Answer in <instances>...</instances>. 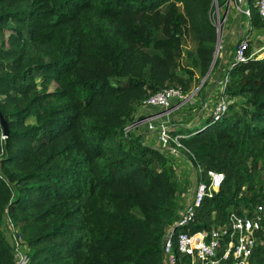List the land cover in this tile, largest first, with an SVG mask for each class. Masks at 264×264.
Wrapping results in <instances>:
<instances>
[{"label":"trees","instance_id":"obj_1","mask_svg":"<svg viewBox=\"0 0 264 264\" xmlns=\"http://www.w3.org/2000/svg\"><path fill=\"white\" fill-rule=\"evenodd\" d=\"M212 1L0 0L4 56L15 54L12 70L0 71V221L8 213L28 246L26 264L162 263L164 228L153 222L176 215L175 164L124 128L151 93L176 83L188 92L207 73L217 40ZM250 18L264 26L254 7ZM223 69L214 62L198 92L215 88ZM226 92L234 97L227 111L180 138L195 166L224 172L194 229L261 202L248 163L264 158V56L237 62ZM261 235L251 264H264ZM13 260L0 228V264Z\"/></svg>","mask_w":264,"mask_h":264},{"label":"built area","instance_id":"obj_2","mask_svg":"<svg viewBox=\"0 0 264 264\" xmlns=\"http://www.w3.org/2000/svg\"><path fill=\"white\" fill-rule=\"evenodd\" d=\"M223 2L227 11L223 15V23L226 16L231 13L228 9L233 7L247 18L251 17V10L254 7L259 16L264 18V0H223ZM249 40V33H246L237 42L233 51L227 54L231 58L228 57L224 63L223 76L216 81L211 102L206 110L210 122L219 119L234 99L226 92L229 70L237 62L256 57L254 52H247ZM188 98L189 95L187 96V92L179 83L161 87L141 101L140 110L142 108L147 110L145 116L135 118L130 123L132 125L142 123L147 130L157 131V143L161 148L157 145L153 146L159 148L168 159L182 152L186 154L192 166L191 171L195 176L193 186L185 184L188 182L187 179H185L186 182L181 178L177 179L180 190L176 191L178 201L176 215L171 222L166 224L161 245L164 264H251L254 249L263 243L261 232L264 231V205L262 202L253 206H242L240 211L230 209L227 217L219 223L197 229L192 228L196 221L198 207L205 197H211L218 191L224 179V172L216 169H208L204 172L200 164L197 163L195 166L192 153L180 139L203 128L206 123L188 133L172 134V130H168L165 124L168 118L161 121L168 110L177 109ZM150 110L167 111L155 113L156 111L151 112ZM2 136L4 137L3 134ZM163 148L166 150L163 151ZM175 171L177 173L176 166ZM0 176L4 177L3 173ZM9 221H11L10 218ZM15 232L16 229H13L12 241L16 259L12 264H26L28 255L22 249V240Z\"/></svg>","mask_w":264,"mask_h":264},{"label":"rangeland","instance_id":"obj_3","mask_svg":"<svg viewBox=\"0 0 264 264\" xmlns=\"http://www.w3.org/2000/svg\"><path fill=\"white\" fill-rule=\"evenodd\" d=\"M231 13L229 15V18L226 20L227 23V31H226V26H225V21L223 23V15L227 13L226 11V6L223 2V0H213L211 3L210 7V19L214 23L217 31V40H216V52L214 56V61H211L210 63V69L214 66V62L218 63L221 61V55L223 53V49H231L229 52H232L233 49L235 48V45L237 42L246 34L249 33L251 35V38L249 40V45H248V52H254V55L256 58H261L264 56V26H254L251 23V18L245 17V15L242 12H239L235 7L229 8L228 9ZM262 20L264 18L261 17ZM8 24L9 26L14 25V22L10 21ZM9 30H3V32H0V71L5 73L7 71H11L12 68L9 67L8 65L10 62L13 60V57L15 54L13 53L12 56L5 57L4 53L5 51L10 48V45L7 41L9 34L7 33ZM191 43L189 42V39L187 38L185 43L183 44V48L185 47H191ZM228 52V53H229ZM227 53V54H228ZM230 57L227 55V58ZM231 58V57H230ZM229 58V59H230ZM217 60V61H216ZM224 63V62H223ZM210 69L207 71V73L204 76H200L198 74V80L195 81L194 85L192 86V89L187 92V96L189 95V98L187 101L181 105L175 108L176 110H150L151 112L156 111L155 113L158 112H166L165 115H163V119L161 121H165L164 119L168 118V121H165V124L167 125L168 130H177L176 128H180L182 132L188 133L191 129L201 127V125L207 123L210 118L206 115V108L207 106L202 107V102L203 98L208 94L211 90L213 91V86L212 83L206 85L203 88V91L198 92V89L202 85L204 79L208 75H212V77L209 76L210 81L213 79V72H209ZM53 85V84H52ZM211 88V89H210ZM208 92V93H207ZM205 93V96H204ZM0 100L4 102L5 96L4 94L0 93ZM7 102H15V99H9ZM138 104L136 105L134 111H133V120H129L128 124L124 128V134L123 136L126 137L127 139L133 138L135 135L140 134L143 138V140L151 145H157L161 148V146L157 143V131H149L147 130L142 123L139 124H130L134 121L135 118H142L144 117L146 113V109H141L140 106L137 109ZM174 107V106H173ZM172 107V108H173ZM202 108V111H201ZM137 109V110H136ZM145 111V112H144ZM199 114L197 117L196 115ZM2 116V121L4 119L3 113L0 110V118ZM141 120V119H140ZM27 121H33L32 117L27 118ZM159 121V122H161ZM189 124L190 126H188ZM187 125V126H184ZM0 126L2 128L1 134L4 135V137L1 135L0 137V158L5 155V145H4V140H5V135L6 133L4 132V126L7 127V123L5 121L4 126L1 123L0 119ZM205 125L203 126V128ZM135 134V135H134ZM163 151L166 150V148L162 149ZM187 155L184 154L183 152L179 155H174L173 157H170L171 160L174 161V164L177 168V173L174 174L176 179H182L185 180L187 179V183L190 186H193L195 176L193 175V172L191 171V163L186 157ZM181 157V158H180ZM176 158V159H175ZM248 167L252 170L254 174V190L253 192H256L260 196V201L264 205V196L261 195V193H264V158L260 160L258 165L256 167H253L250 163H248ZM1 169V168H0ZM3 172L0 171V174ZM180 189V188H179ZM171 204L175 200L176 205H178L177 202V197L176 195H171ZM174 208V205H173ZM214 216V215H213ZM9 215L8 213H5L2 215V219L0 221V228L2 230V234L4 237V240L7 244H9L11 251L13 253V259H16L14 249H13V236H12V230L16 229V227L9 221ZM165 216L162 214L160 220L157 219L158 223L156 221L153 222L154 227L160 226L163 230H165L167 221L165 222ZM214 223H219L215 219L214 222L211 224L213 225ZM17 234V231L15 232ZM164 234V233H163ZM163 234H162V240H163ZM28 246H22V249L27 250ZM13 260V261H14ZM148 264H159L156 260H153L149 262ZM164 264V260L162 259V263Z\"/></svg>","mask_w":264,"mask_h":264},{"label":"crops","instance_id":"obj_4","mask_svg":"<svg viewBox=\"0 0 264 264\" xmlns=\"http://www.w3.org/2000/svg\"><path fill=\"white\" fill-rule=\"evenodd\" d=\"M229 15L230 14H228L227 16H226V18H225V26L227 25V23H226V20L229 18ZM226 31H227V26H226ZM249 36H250V38H251V35L249 34ZM231 49H223V53L224 54H222L221 55V62L223 63H225V61L227 60V57H226V55H227V53L230 51ZM223 63V64H224ZM213 79H211V81H212ZM212 86H213V84H212ZM211 89V88H210ZM208 93V92H207ZM212 90L208 93V94H206V96L203 98V102H202V107L203 106H209V104H210V102H211V99H212ZM176 110V109H175ZM206 110H207V108H206ZM201 111H202V108H201ZM206 113H207V111H206ZM197 117L199 116V114H197L196 115ZM176 129H180V128H176Z\"/></svg>","mask_w":264,"mask_h":264},{"label":"water","instance_id":"obj_5","mask_svg":"<svg viewBox=\"0 0 264 264\" xmlns=\"http://www.w3.org/2000/svg\"><path fill=\"white\" fill-rule=\"evenodd\" d=\"M216 51H217V50H216V44H215L214 55H215V52H216ZM212 61H214V57H213V60H212ZM210 67H211V66H210ZM209 69H210V68H209ZM0 119H1V123H2V125L4 126L5 121H4V120L2 121V116H1ZM3 128H4V129H3L4 132L7 133V127L4 126Z\"/></svg>","mask_w":264,"mask_h":264}]
</instances>
